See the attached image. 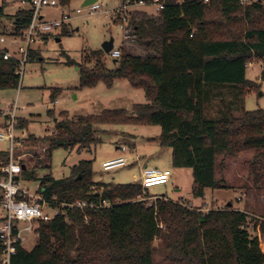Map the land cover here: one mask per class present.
Segmentation results:
<instances>
[{"label": "trees", "instance_id": "1", "mask_svg": "<svg viewBox=\"0 0 264 264\" xmlns=\"http://www.w3.org/2000/svg\"><path fill=\"white\" fill-rule=\"evenodd\" d=\"M58 2L68 7L70 0ZM159 2L164 6L155 16L143 10L129 15L135 40L125 44L142 45L147 49L144 54L121 47L113 70L104 68L102 50L91 51L80 62L66 61L77 68L80 87H94L100 81L110 87L123 78L142 89L146 101L76 119L61 111L51 134L28 133L15 146L24 172L40 183L47 199L94 206L105 201L109 206L67 208L39 222L35 244L30 249L16 244L10 264H264L260 239L247 227L255 219L238 209L204 211L189 200L173 201L164 195L151 202L141 200L147 190L140 182L95 183L90 160L79 161L68 176L36 175L38 169L50 170L56 148L94 144L97 124H153L160 127L159 144L171 149L172 165L192 170L193 197L204 198L207 189L226 187L217 170L224 158H236L244 151L254 152L249 174L264 194V111L241 108L238 114L226 111L216 119H205L203 114L208 85L231 84L242 91L258 88L246 78V68L249 62L264 64V0ZM5 3L1 0L0 19L11 21L14 33L24 30L31 19L29 5L6 13ZM66 26L62 33L70 34ZM37 50L29 48L28 60L38 57ZM90 60L92 67L86 64ZM17 67L15 58L3 59L0 54V89L18 87ZM260 77L264 80V68ZM57 91L53 89L51 98ZM17 121L18 129L27 126L22 118ZM7 159L8 150H0V164ZM261 226L264 231V223Z\"/></svg>", "mask_w": 264, "mask_h": 264}, {"label": "rangeland", "instance_id": "2", "mask_svg": "<svg viewBox=\"0 0 264 264\" xmlns=\"http://www.w3.org/2000/svg\"><path fill=\"white\" fill-rule=\"evenodd\" d=\"M252 1L256 0H248ZM83 2L84 0H70L67 7V10L71 11V19L68 21L70 26L69 28L66 26L70 29V34L62 33V29H56L45 35V39L32 42L30 48L38 49V57L25 63L18 87L0 89V111H6L11 105H15L18 120L22 118L27 121V126L23 127L26 131L24 138L28 133L37 137L51 134L55 130V120L61 111H66L70 118L76 119L82 115L97 114L107 108L129 109L134 103L146 101L144 91L132 87L123 78L114 80L110 87L101 81L94 87H80L78 70L74 65L68 64L67 59L83 61L91 51L102 50L103 41L110 37L113 38V45L119 49L128 46L127 49L136 53L144 54L147 51L140 44L126 45L123 30L111 18L110 12L118 7L120 0H95L100 4V8L92 13L86 10ZM76 8L82 11L75 13ZM8 10L11 13L14 11L13 8ZM139 10L149 15H157V9L152 5L142 6ZM56 12L54 10L52 15ZM8 26L5 23L4 31H10ZM101 62L106 70H113L117 66L114 58L103 50ZM86 64L92 67L94 61L90 60ZM260 73L259 62H252V65L246 68V78L257 84L256 89L242 91L231 84L208 85L203 96L204 118L216 119L226 111L238 114L241 108L246 110L260 108L264 111V80L261 79ZM54 88H58L59 91L51 98ZM49 111H52L54 116L48 113ZM22 129L17 128V132ZM159 133L160 127L153 124H97L94 144L88 148L77 146L70 149L56 148L52 152L50 170L38 169L36 175L41 177L50 173L56 178L68 176L72 167L81 160L91 161L92 180L104 184L139 182L142 166L145 164L147 167L169 169V181L149 187L147 193L142 194L140 198L151 202L164 195L173 201L189 200L188 204L201 206L204 211L211 208L223 209L231 202V208H245L253 214L249 216L255 220L250 219L247 227L251 234L258 235L260 246L263 248L264 231L261 224L264 223V194L254 186L249 174V162L254 152L244 151L236 158H224L222 167L217 170V176L225 178L226 187L213 191L207 189L204 198H195L191 193L192 170L172 165L171 149L159 144ZM121 145L131 150L127 154L130 158L129 164L103 169L102 161L119 156L121 152L118 147ZM0 150H8V142L0 141ZM221 158L222 156H218L217 160L220 161ZM34 162L35 160H31L30 163ZM22 175L31 185L35 183L26 172ZM1 214L0 209V217ZM27 239L24 247L30 249L36 242V236ZM157 242L156 240L155 244ZM161 257L157 252L156 259Z\"/></svg>", "mask_w": 264, "mask_h": 264}, {"label": "built area", "instance_id": "3", "mask_svg": "<svg viewBox=\"0 0 264 264\" xmlns=\"http://www.w3.org/2000/svg\"><path fill=\"white\" fill-rule=\"evenodd\" d=\"M25 7L29 5L31 9V19L29 25L16 33L0 34V54L3 59L15 58L18 62L16 74L19 82L23 76L24 65L29 59V48L35 40H41L42 36L49 35L53 30L61 29L63 25L71 19V11L67 7H61L58 0H23ZM246 3L248 0H240ZM155 6L157 11L163 8V3L153 0L150 3L144 0H120L117 8L110 12L111 18L117 22L123 30V40L133 42L129 15L133 10H139L142 6ZM49 8H62V12L57 18L45 19L43 11ZM100 8V4L92 2L86 5L89 13ZM82 9L76 8L75 13H80ZM121 54L119 48L113 45L109 51L112 58H118ZM249 66L252 62L248 63ZM247 65V66H248ZM264 64H261V69ZM16 106L11 105L6 111H0L2 122L0 124V141L8 142V159L0 164V264H10V257L15 253L16 244L25 245L28 237L34 238L37 234L35 228L41 221H47L59 213H65L67 208L78 207H103L109 206L107 202H102L98 206L87 204L84 201L74 203L59 202L55 197L47 199L41 191L40 183L31 185L27 179L23 178L22 163L15 154V146L24 139V130L17 134L18 121L15 115ZM121 154L117 157L102 161L101 167L105 170L129 164L130 158L127 156L131 150L125 145L118 147ZM137 159V157H136ZM170 179V170L157 167H144L141 170L139 182L143 191L157 184H164ZM152 184V185H151ZM145 200L144 198H139Z\"/></svg>", "mask_w": 264, "mask_h": 264}, {"label": "crops", "instance_id": "4", "mask_svg": "<svg viewBox=\"0 0 264 264\" xmlns=\"http://www.w3.org/2000/svg\"><path fill=\"white\" fill-rule=\"evenodd\" d=\"M6 2H8V3H6V5H5V8H4V11L6 12V13H11V12H9V10L8 9H11V8H13L14 9V11L16 10V9H18V8H25V2L23 1V0H7ZM54 10H56L57 12L55 13V14H53L52 15V12L54 11ZM58 10H59V13L61 14V12H62V8H56V9H53V8H49V9H46L45 11H43V14H42V16H43V18H45V19H53V18H57L60 14L58 13ZM58 13V14H57ZM57 14V15H56ZM5 23L6 24H8L9 26L7 27L10 31H12V29H13V24L11 23V21H8L6 18H4V17H2L1 19H0V30L4 33V34H6V33H9V32H6V31H4V25H5ZM70 24V22L67 24V27L69 28V25ZM66 25V24H65ZM62 29V28H61ZM70 30V29H69ZM2 34V33H1ZM58 39V38H57ZM59 40V39H58ZM260 67H261V64H260ZM146 166H148V165H143L142 166V168H144V167H146ZM236 209H238V210H240V211H243V212H245V213H247V214H251V215H253L250 211H248L247 209H245V208H239V207H235ZM262 244H263V242H262Z\"/></svg>", "mask_w": 264, "mask_h": 264}, {"label": "water", "instance_id": "5", "mask_svg": "<svg viewBox=\"0 0 264 264\" xmlns=\"http://www.w3.org/2000/svg\"><path fill=\"white\" fill-rule=\"evenodd\" d=\"M94 1L95 0H84L83 5H88V4H90V3L94 2ZM112 47H113V38L112 37H110L109 39L103 41V43L101 45L102 50L104 52H106V53H109V51L112 49ZM116 60L117 59L115 58L114 61H116ZM22 168L25 169L26 166L23 164ZM227 206L230 207L231 206V202H228ZM262 249L264 251V240H263V248Z\"/></svg>", "mask_w": 264, "mask_h": 264}]
</instances>
